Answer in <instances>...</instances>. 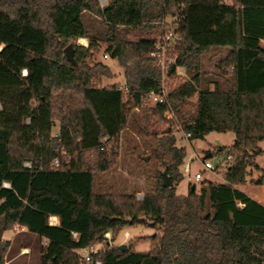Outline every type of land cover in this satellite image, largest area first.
Returning <instances> with one entry per match:
<instances>
[{"label":"trees","instance_id":"1","mask_svg":"<svg viewBox=\"0 0 264 264\" xmlns=\"http://www.w3.org/2000/svg\"><path fill=\"white\" fill-rule=\"evenodd\" d=\"M168 16L178 19L180 38L169 77L181 68L188 79L170 92L166 105L146 109L138 122L150 163L158 167L155 191L142 201L112 187L97 195L95 175L104 179L117 165L115 149L132 110L144 94L162 87V73L150 57L156 40L131 41L128 35L151 32ZM82 38L89 46H73V65L64 49ZM100 44L125 70L127 95L120 86H100L102 79H113L107 65H87ZM213 49L229 51L220 61L233 79L227 90H200L202 58ZM195 96L191 114L186 106ZM168 110L189 139L235 136L232 146L215 151L232 157L224 182L192 184L186 196L165 186V174L174 184L184 179L179 169L187 158L164 128ZM104 138L113 144L110 151ZM262 141L264 0H110L104 9L98 0H0V264L11 248L3 236L15 227L47 241L39 264H80L79 251L105 241L107 233L116 241L124 228L138 226L159 231L149 252H135L131 241L127 251L108 247L93 259L264 264V206L239 189L250 170L262 172L256 163ZM256 184L264 186V176ZM50 217L59 218V225L51 226Z\"/></svg>","mask_w":264,"mask_h":264},{"label":"rangeland","instance_id":"2","mask_svg":"<svg viewBox=\"0 0 264 264\" xmlns=\"http://www.w3.org/2000/svg\"><path fill=\"white\" fill-rule=\"evenodd\" d=\"M109 2L110 0H98L99 6L102 9H104ZM86 18L91 20L92 17L86 14ZM93 22L96 26H99V22L95 18L93 19ZM163 22H165V27ZM177 22L178 19L176 17L168 16L160 23V26L153 31L132 32L128 35V39L131 41H138L147 38H153L156 40L164 30H166V32L168 30L175 31L177 28ZM179 40V36L175 34L172 54L176 56H178V54L175 48ZM76 42L77 40L70 44L73 46H79ZM106 48L107 45L100 44L99 51L87 59V65L92 67L97 63H101L107 65L111 70L113 79H102L100 84L101 87H111L114 85L123 86L126 84L125 70L120 67L116 60L111 59ZM228 52V50L222 51L220 49H213L203 56L201 68L203 82L200 90H214L216 87H219L221 90H227L231 87L233 79L230 76L229 71L227 69H221L220 67V61L227 57ZM105 55H108L109 59H106ZM187 79L188 77L185 70L178 68L174 76L169 77V73L164 78L162 76V83L166 91L170 94L172 90L181 85ZM196 102L197 96L187 103L186 110L189 113H195ZM151 108H155V106L140 105L137 109L132 110L131 120L125 130L120 134L119 146L115 149V152L118 153L119 157L117 165L107 173L104 179L100 175H95V194H109L110 187H112L113 191L118 194H135L137 201H142L139 199V196L145 197L146 194L155 191L158 179V167L154 163H150L151 152L149 149V142L138 134L137 128L138 122L143 118V112L146 109ZM165 122L164 128L171 131L177 141V147H183L187 150L185 163L179 169L181 174L182 169L186 165H189L188 161H191L190 174H186L183 169L184 179L176 184L172 182L173 186H175L176 195L186 196L192 184L199 186L200 182L195 181V175L197 173H202L204 180H210L215 183L224 182L223 176L227 170L225 169V161L227 160L228 155L225 152L215 153V151L219 147L232 146L235 141V136L233 134L211 133L203 140L189 139L187 133H185L179 125L176 116L175 120H169L168 114L166 113ZM58 133L59 124L57 123L53 134L55 135ZM102 143L108 148V151L113 148V144L106 139H102ZM258 146L262 151V154L257 158L256 163L261 168L262 172L250 170L246 184L240 187V189L245 191L249 196L264 201V186L256 184V182L264 176V141L260 142ZM65 157L68 158V156ZM143 157L149 158V161L146 162L148 165L142 164ZM203 163L209 164L213 171L205 170ZM6 233V240L12 243L6 256L5 264H39L40 248L46 244L45 240H40L37 235L31 234L26 230L21 231V229L20 231L13 229V231ZM126 234H128L127 237ZM156 235H159V231L152 227H126L121 231L116 241H113L111 236L110 240L102 241L94 247L99 252L105 251L108 247L112 248L122 245H126L128 248L129 243L132 241L135 243V252H149L152 246V238ZM79 253L82 255L84 252Z\"/></svg>","mask_w":264,"mask_h":264},{"label":"built area","instance_id":"3","mask_svg":"<svg viewBox=\"0 0 264 264\" xmlns=\"http://www.w3.org/2000/svg\"><path fill=\"white\" fill-rule=\"evenodd\" d=\"M163 25L165 27V22H163ZM175 34H176L175 31L168 30L166 32V30H164L163 33L156 39L155 52L150 55L152 62L159 68V70L162 73L163 78L166 75H168L170 68L177 61V56L172 54V50L174 47V41H175ZM105 58L109 59V56L105 55ZM26 75H27V72L24 71L23 76H26ZM119 89L124 95L128 94V88H127L126 84L123 86H120ZM168 97H169V93L166 91V89L162 83V87H161V90L159 92L150 91V92L144 94L141 98L140 105H143V106H145V105H152V106L166 105V103L168 101ZM137 108L138 107H136L134 109H137ZM167 114H168L169 120H175V115L172 111L168 110ZM58 136H59L58 134L54 135L55 138H58ZM187 137L190 138V135L187 134ZM104 139L107 140V138H104ZM231 160H232V157H228L227 160L225 161L226 168L228 166V163L231 162ZM52 165L58 166L59 165V159H55L53 161ZM203 165L205 167V170L213 171L209 164L203 163ZM24 166L28 169L32 168V165L30 163H25ZM184 171L186 174H190V165H186L184 167ZM195 181L196 182L204 181L203 174L197 173L195 175ZM4 187H9V184H4ZM139 199L143 200L144 197L139 196ZM49 224L51 226H56L57 225V218L50 217ZM14 230L20 231V228L15 227ZM127 236H128V234H126V237ZM74 237H77V235L74 234ZM104 238H105V241L110 240L111 239L110 233H107ZM79 252H84L82 255L79 253L80 264H102L101 261H98V260L95 261L93 259V256L95 254L99 253V251L96 250L94 246L89 248V249L82 250Z\"/></svg>","mask_w":264,"mask_h":264},{"label":"water","instance_id":"4","mask_svg":"<svg viewBox=\"0 0 264 264\" xmlns=\"http://www.w3.org/2000/svg\"><path fill=\"white\" fill-rule=\"evenodd\" d=\"M64 52H65V55H66L67 60H68L71 64H73V65H77V63H76V61H75V59H74V48H73V45L70 44V45L64 50ZM144 161H145V162H148V161H149V158H145ZM164 180H165V186H166L167 188H171V187H173V183H172V181L170 180V178H169L166 174L164 175ZM120 248H121V250H123V251H127V250H128V248H127L126 245H122V246H120Z\"/></svg>","mask_w":264,"mask_h":264},{"label":"crops","instance_id":"5","mask_svg":"<svg viewBox=\"0 0 264 264\" xmlns=\"http://www.w3.org/2000/svg\"><path fill=\"white\" fill-rule=\"evenodd\" d=\"M79 46H81V47H85V48H88V46H89V41L87 40V39H84V38H82V39H78L77 40V42H76ZM228 55H229V52H228ZM227 55V56H228ZM189 162V165H190V163H191V161H188ZM184 169V168H183ZM183 169H182V174H183V176H184V171H183ZM240 189V188H239ZM243 193H245L250 199H252V200H254V201H256V202H258V203H260L261 205H263L264 206V201H262L261 199H255L254 197H251V196H249L245 191H243L242 189H240ZM55 218H57V217H55ZM59 218H57V225L56 226H58L59 225ZM23 230H26V229H21V231H23ZM6 234L7 233H5L4 234V236H3V239L4 240H6ZM14 236V235H13ZM45 240V239H44ZM6 241H8V240H6ZM8 242H10V241H8ZM12 243V242H11ZM45 243H47V241L45 240Z\"/></svg>","mask_w":264,"mask_h":264}]
</instances>
